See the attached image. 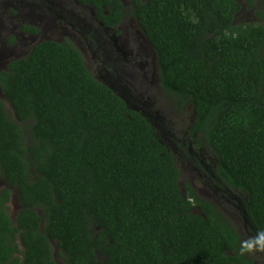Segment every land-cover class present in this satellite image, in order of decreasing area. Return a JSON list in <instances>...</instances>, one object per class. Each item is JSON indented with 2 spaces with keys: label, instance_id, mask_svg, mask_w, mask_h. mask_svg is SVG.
<instances>
[{
  "label": "trees",
  "instance_id": "16d2710c",
  "mask_svg": "<svg viewBox=\"0 0 264 264\" xmlns=\"http://www.w3.org/2000/svg\"><path fill=\"white\" fill-rule=\"evenodd\" d=\"M77 1L102 21L121 19L120 0ZM239 8L130 0L160 86L192 106L189 134L216 156L215 176L246 194L255 237L264 231V0L256 23L235 24ZM0 91L13 112L0 99V175L19 202L12 218L11 190H0V264H56L55 255L65 264H260L241 254L217 208L180 187L150 121L96 80L69 41L44 40L8 61Z\"/></svg>",
  "mask_w": 264,
  "mask_h": 264
},
{
  "label": "rangeland",
  "instance_id": "374dc122",
  "mask_svg": "<svg viewBox=\"0 0 264 264\" xmlns=\"http://www.w3.org/2000/svg\"><path fill=\"white\" fill-rule=\"evenodd\" d=\"M120 1L123 4L122 26L130 23L129 20L131 22L133 20V27L137 30L138 26L130 10V0ZM237 1L243 4V0ZM258 8H260V0H255L253 9L250 10L246 7L239 11L235 16L234 23L238 25L258 22L256 17ZM90 13L91 10L88 6H80L75 0H0V70H3L11 59L25 56L31 47L38 42L47 39L59 42L70 40L82 56L88 71L96 80L100 81L99 75L106 72L108 75L114 76L110 65L107 64L101 68L103 59L101 53L105 54V59H108L109 63L111 57L115 58L114 50L106 51L111 47L109 42L96 33L91 34L89 27L83 29L84 24L89 26L92 23ZM22 24L34 26L37 33L22 32L20 30ZM140 34L142 35L141 31ZM125 36H127V40L130 38L125 32L122 33V38ZM131 42L133 48L136 47L133 40ZM85 47L87 51L83 50ZM121 50L120 53L116 50L119 56H122L126 51L123 47ZM143 60L146 59L143 58ZM155 67L157 72L156 62ZM121 75L129 84L125 87L126 91L131 96L137 97L138 101H146L147 111H145L144 116L148 117L156 136L174 156L180 174V187L183 189L184 183H188L194 189L197 197L217 208L224 218L238 230L241 241L251 238V233L242 228V209L246 202V194L242 190L225 186L215 176L213 169L216 167V156L202 142L201 136L189 134V127L194 118L192 106L188 102L179 105L178 96L158 86H155L154 90L147 83L141 97L138 94L141 91L139 88L140 77L135 79V72L131 70L130 74L122 72ZM114 79L120 84L125 83L116 77ZM122 93L127 103V99L130 97L124 90ZM0 99L3 100L8 116L12 117V109L2 97L1 92ZM128 106L131 107V105ZM4 187H9L11 190L8 208L9 215L13 218L19 207L17 195L14 188L8 186L0 175V190ZM193 212L200 213L197 208H194ZM250 257L258 263L264 264V252H252ZM55 260L56 264H65L60 256L55 255ZM99 260H101L100 256Z\"/></svg>",
  "mask_w": 264,
  "mask_h": 264
},
{
  "label": "flooded vegetation",
  "instance_id": "af4514ba",
  "mask_svg": "<svg viewBox=\"0 0 264 264\" xmlns=\"http://www.w3.org/2000/svg\"><path fill=\"white\" fill-rule=\"evenodd\" d=\"M75 2L80 6H88L91 10L90 14H91L92 23L89 26H85V24H84L83 29L89 27V29L91 30V34L96 33L99 37H103L104 39H106L107 42H109V44L111 46L110 49L106 50V51L111 52L114 50L113 55L115 56V58H112L110 55V57H111L110 63L107 61L108 59H105L106 58L105 54L101 53V55L103 57L101 68L104 67V65H107V64L110 65L112 68V73L114 76L108 75V73L106 72L107 74L105 73V74L99 75V79H100L99 82L108 86L121 99L124 96L122 93V90H124V92L130 97V99L127 96H125L126 98H128L127 103L125 102L124 98H123L124 100L123 99L122 100L124 101L125 104L131 105L132 108L128 105H126V106H128L129 108L136 110V111L140 112L142 115H144L145 111H147V108L145 107L146 101H144V102L138 101L137 97L131 96L126 91L125 87H126V85H129V84H128L127 80L123 79V75H121L122 72H126L127 74H130V70H131V71L135 72V79L140 77L139 78V81H140L139 88L141 89V91L138 94L141 95V97H142V91H144L146 83L148 84V86L153 87L154 90H155V86H158L161 89H163L159 84V77L157 74L158 71L156 72V67H155L156 57L154 55L152 47L147 42L142 30L140 29L137 22L135 21V23L138 26V29L141 31L143 36L140 34V31L138 29L137 30L134 29L133 23H132L133 20H132V22L129 20L128 22H130V23H128V24L126 23L122 26L123 12H122L121 19L116 24L113 25V24L107 23L106 21L100 20L98 18L96 11L93 9V7L91 5L86 4V3L85 4L80 3L77 0H75ZM246 7L247 6L245 4V1L243 0V4H240L239 10L235 13V15L233 17V22H234V19H235V16L237 15V13ZM253 7L254 6H252L249 9L252 10ZM122 9H123V7H122ZM20 27H21V25H20ZM20 30H21V28H20ZM124 32L126 33V35H128L130 37L128 40H127V36L122 38V33H124ZM26 33H37V32H26ZM133 35H134V38H133ZM47 40H50V39H47ZM131 40H133L134 44H136V47L133 48V46L131 44L132 43ZM67 41H69L71 43L70 40H67ZM121 47L125 48L126 51H125V53L122 54V56H119V54L116 52V50H118L120 53L122 51ZM83 50L87 51L86 47L83 48ZM103 52H105V49H103ZM91 57L93 58V56H91ZM143 58H145L146 60L144 61ZM114 77H116L119 80H122L125 83H123V84L118 83L114 79ZM134 91H137V89H134ZM147 119H148V117H147ZM245 226H246V224H245ZM242 228L244 230L243 221H242Z\"/></svg>",
  "mask_w": 264,
  "mask_h": 264
},
{
  "label": "clouds",
  "instance_id": "9594fccd",
  "mask_svg": "<svg viewBox=\"0 0 264 264\" xmlns=\"http://www.w3.org/2000/svg\"><path fill=\"white\" fill-rule=\"evenodd\" d=\"M156 60V59H155ZM244 211V207L242 209ZM242 221L244 223V230L247 231L246 218L243 214ZM240 252L241 254L252 253L255 251L264 252V231H258L255 237H251L248 240L240 242Z\"/></svg>",
  "mask_w": 264,
  "mask_h": 264
},
{
  "label": "water",
  "instance_id": "95a60500",
  "mask_svg": "<svg viewBox=\"0 0 264 264\" xmlns=\"http://www.w3.org/2000/svg\"><path fill=\"white\" fill-rule=\"evenodd\" d=\"M1 92V91H0ZM2 95V94H1Z\"/></svg>",
  "mask_w": 264,
  "mask_h": 264
}]
</instances>
